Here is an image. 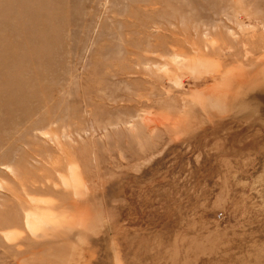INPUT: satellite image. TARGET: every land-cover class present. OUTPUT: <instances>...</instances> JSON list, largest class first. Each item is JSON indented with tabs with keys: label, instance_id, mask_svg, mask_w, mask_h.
Wrapping results in <instances>:
<instances>
[{
	"label": "rangeland",
	"instance_id": "1",
	"mask_svg": "<svg viewBox=\"0 0 264 264\" xmlns=\"http://www.w3.org/2000/svg\"><path fill=\"white\" fill-rule=\"evenodd\" d=\"M0 264H264V0H0Z\"/></svg>",
	"mask_w": 264,
	"mask_h": 264
}]
</instances>
